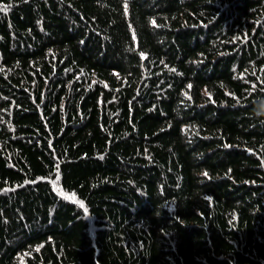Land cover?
I'll use <instances>...</instances> for the list:
<instances>
[{
    "label": "trees",
    "instance_id": "1",
    "mask_svg": "<svg viewBox=\"0 0 264 264\" xmlns=\"http://www.w3.org/2000/svg\"><path fill=\"white\" fill-rule=\"evenodd\" d=\"M0 264H264V0H0Z\"/></svg>",
    "mask_w": 264,
    "mask_h": 264
},
{
    "label": "snow or ice",
    "instance_id": "2",
    "mask_svg": "<svg viewBox=\"0 0 264 264\" xmlns=\"http://www.w3.org/2000/svg\"><path fill=\"white\" fill-rule=\"evenodd\" d=\"M205 175H207V173H205ZM81 206H83V205H81Z\"/></svg>",
    "mask_w": 264,
    "mask_h": 264
}]
</instances>
